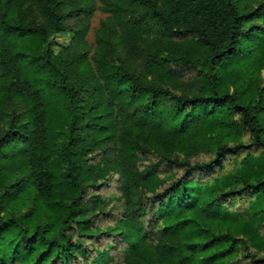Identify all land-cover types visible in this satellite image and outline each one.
Segmentation results:
<instances>
[{
    "label": "trees",
    "instance_id": "16d2710c",
    "mask_svg": "<svg viewBox=\"0 0 264 264\" xmlns=\"http://www.w3.org/2000/svg\"><path fill=\"white\" fill-rule=\"evenodd\" d=\"M73 1L0 0V264H264V0Z\"/></svg>",
    "mask_w": 264,
    "mask_h": 264
},
{
    "label": "rangeland",
    "instance_id": "374dc122",
    "mask_svg": "<svg viewBox=\"0 0 264 264\" xmlns=\"http://www.w3.org/2000/svg\"><path fill=\"white\" fill-rule=\"evenodd\" d=\"M117 5H121L122 7L130 6V2L128 0H113ZM262 1V0H261ZM74 6H91L93 8L92 14L87 19V29L84 31L86 48L90 50L89 59L94 54L97 49L99 43L98 38L100 36H105L104 31H107L109 24L111 21H115V13L111 11H105L102 9V3L100 0H74ZM134 9L137 7L132 6ZM68 8V7H65ZM72 24L74 23L71 22ZM80 20L78 25L80 26ZM112 34L115 33L114 39L117 40V36L121 33L119 29H115L114 27L109 30ZM161 40L164 42L161 43ZM73 41V34L65 33L58 34L52 39V44L54 46L55 52H59L64 48L71 45ZM20 49L28 51L30 48L40 47L38 44V39L32 37H22L19 40ZM173 41L169 40L167 36H162L156 31L153 32L152 36L146 39V41L141 44L139 47V52L137 55H133L131 52L124 49V54L127 56L128 62L130 66L137 67L139 65H143L149 59L151 54L155 52H163L173 46ZM252 61V58H245L241 61H231V65L229 69L242 70L246 68L249 63Z\"/></svg>",
    "mask_w": 264,
    "mask_h": 264
}]
</instances>
